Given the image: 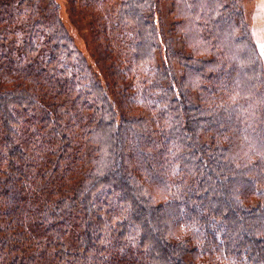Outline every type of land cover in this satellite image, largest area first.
Listing matches in <instances>:
<instances>
[{
    "label": "trees",
    "instance_id": "obj_1",
    "mask_svg": "<svg viewBox=\"0 0 264 264\" xmlns=\"http://www.w3.org/2000/svg\"><path fill=\"white\" fill-rule=\"evenodd\" d=\"M70 9L107 88L55 0H0V264H264V60L241 0Z\"/></svg>",
    "mask_w": 264,
    "mask_h": 264
},
{
    "label": "rangeland",
    "instance_id": "obj_2",
    "mask_svg": "<svg viewBox=\"0 0 264 264\" xmlns=\"http://www.w3.org/2000/svg\"><path fill=\"white\" fill-rule=\"evenodd\" d=\"M253 0H241L244 8H246V15L249 22H253V16L255 11H253L252 2ZM59 5L61 10V19L64 23L66 30L68 31L71 38H73L77 47L83 52L89 61L90 65L96 71L95 73L100 78V82L104 87L107 88V80L104 75L101 73V69L98 65V55L94 54V50L91 47V28L89 20H82L80 17L76 16L70 9L71 0H55ZM162 16V14H161ZM159 14V18H161ZM249 23V24H250ZM101 73V74H100Z\"/></svg>",
    "mask_w": 264,
    "mask_h": 264
},
{
    "label": "crops",
    "instance_id": "obj_3",
    "mask_svg": "<svg viewBox=\"0 0 264 264\" xmlns=\"http://www.w3.org/2000/svg\"><path fill=\"white\" fill-rule=\"evenodd\" d=\"M249 4H252L253 11H255L253 22L250 24L253 28L255 41L264 60V0H253Z\"/></svg>",
    "mask_w": 264,
    "mask_h": 264
}]
</instances>
